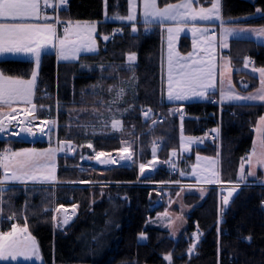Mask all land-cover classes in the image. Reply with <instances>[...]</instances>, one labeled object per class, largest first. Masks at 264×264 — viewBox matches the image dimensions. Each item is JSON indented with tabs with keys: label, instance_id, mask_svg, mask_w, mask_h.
I'll return each instance as SVG.
<instances>
[{
	"label": "trees",
	"instance_id": "trees-1",
	"mask_svg": "<svg viewBox=\"0 0 264 264\" xmlns=\"http://www.w3.org/2000/svg\"><path fill=\"white\" fill-rule=\"evenodd\" d=\"M160 1L163 5L179 0ZM200 4L210 5L205 0ZM257 9L261 10L259 15ZM127 12L128 0H108L109 14L125 16ZM60 19L99 23V52L83 55L75 62H59L55 52L44 54L36 91L37 106L51 109L49 116L44 108L39 117L56 116L58 139L73 142L78 150L72 156L58 157V185L14 186L4 191L0 230L5 223H1V216L14 212L19 224H25L27 217L28 228L38 240L45 260L0 264H167L164 257L168 254L172 264H264V183L259 180L248 177L249 185L241 187L224 210L219 187H208L204 197L187 193L184 202L192 209L178 239L169 230L152 224L165 208H153L159 193L169 190L175 196L179 192L178 170L171 173L165 165L171 153L181 157V137L198 136L220 124V139L206 141L193 152L220 160L223 183L238 182L240 163L253 146L254 127L264 115V103L223 104L221 109L208 101L167 103L163 99L160 26L145 31L137 25L133 32L131 25L104 22V0H69ZM223 19L237 25H264V0H223ZM118 27H123L122 35L103 40L102 36ZM232 48L241 50L235 60L238 65L248 56L264 66V44L238 39ZM133 53L136 60L130 66L127 57ZM0 69L6 75L27 79L34 71V62L2 59ZM235 79L237 83L248 79L252 88L257 86V77L246 71L235 72ZM121 89L124 95L118 97ZM176 105H184L189 117L181 121L172 115L170 108ZM145 109L151 110L150 117L144 115L148 118L141 115ZM161 115L165 121L152 126V121ZM113 119L121 121L122 130H112ZM44 138L47 137L41 139ZM131 141L135 150L131 165L95 168L82 163V155L115 154ZM87 142H92L93 151ZM155 143L161 144L157 156L162 164L153 174L142 176L139 164L153 157ZM47 146L0 140V153L6 147ZM194 155L186 157L193 161ZM81 165L87 168L82 170ZM99 183L106 187L96 185ZM60 205H78L79 210L64 227L56 218L55 209ZM141 234L146 239H141ZM196 234L199 240L190 253Z\"/></svg>",
	"mask_w": 264,
	"mask_h": 264
},
{
	"label": "snow or ice",
	"instance_id": "snow-or-ice-1",
	"mask_svg": "<svg viewBox=\"0 0 264 264\" xmlns=\"http://www.w3.org/2000/svg\"><path fill=\"white\" fill-rule=\"evenodd\" d=\"M60 4H64L66 0H59ZM107 0H105V3ZM210 7H203L200 0H180V3H161L158 0H143V18L146 24H152L158 21L161 25L167 22H172L176 27H166L168 33V55H167V100L169 101H187L193 97L207 98L209 90H215L216 84V65L213 63L214 56H212L211 49L215 43V35L213 34L208 47L202 49L211 56V59L204 58L197 59L196 53H189L188 55H181L173 47V33H180L184 30L182 25L194 23L196 21H220L221 26L225 23L221 15L220 0H205ZM196 5L194 7L193 5ZM130 11L126 16H113L110 19L123 20L132 23V31L137 29L134 22L137 20V0H129ZM50 6L49 0H0V54L5 53H24L34 57L35 67L38 70L41 62V54L48 48L55 49L56 55L62 61H75L79 58L81 52H95L96 41L93 34L96 32L97 25L95 22L85 23L81 25L79 21L73 24L71 21H61L57 16L56 19L49 23L52 18L44 15L43 10ZM257 13L261 10L257 9ZM42 20V23H34L33 21ZM63 24V34L59 35L57 25ZM117 31H120L117 29ZM250 32L254 33L257 39H264V28L258 29H233L223 28V40L221 47H228V37L233 32ZM193 35L197 32L202 37L207 38L209 29L196 28L191 29ZM75 37V39H73ZM108 36H103V40H108ZM129 65L136 60V55L130 54L127 57ZM230 60H225L220 67V95L221 102L228 101H248V102H264V67L252 68L253 72L259 74V88L248 95H239L231 79L224 80V71L228 68ZM245 67H248V60H245ZM37 71L31 73L30 79H23L11 75H6L4 71L0 70V116H6L10 124L15 117L10 113H3L4 108L11 109L15 112L14 105L18 103H25L31 105V108L26 110V116H32L31 120L27 121V126L20 129V132L12 131V135H20L21 132L36 136H48L51 140L52 134L57 127L55 119L48 121H41L46 127H39L33 123L37 117L34 115L36 105L32 103L34 96V89L36 87ZM98 87V86H93ZM246 88L247 85L245 84ZM111 91V89H109ZM124 95V90L121 89L118 97ZM149 111H151L149 109ZM174 111H180L175 109ZM183 117L181 116V119ZM13 128L19 127V122L12 125ZM34 127H39V132L34 131ZM113 129L119 130L121 122L113 119ZM9 131L5 124V120L0 118V133ZM218 131V130H217ZM257 137L253 144L250 153L242 158L239 168L240 179L246 181L248 176H256L255 169L259 167L264 170V116H261L258 121V126L255 129ZM193 142H202L198 139L187 138L186 145ZM92 148V144L87 145ZM72 150L71 142L61 141L58 147H49L43 150L24 149L19 152H14L11 149L0 153V205L3 203V193L6 190L5 186L8 182L28 181L38 183H48L56 180L55 176V160L58 152ZM185 151L188 147L185 146ZM123 152H128V148L122 149ZM156 149L153 148V158H155ZM106 153H96V159L101 164L115 163V160L107 159L101 160L100 157L105 156ZM176 153L173 152V156ZM132 155L122 156L123 161H132ZM201 159L209 160L210 175L205 177V181L209 184H214L219 181L218 172L212 171V167L219 161L212 158H201L197 156V161ZM245 163L249 166V171L245 174ZM146 165L141 163L139 165L140 174L143 175ZM196 166H193V175H196ZM183 175V173H181ZM236 188L228 191V196L223 198L225 205L228 204L229 198L232 196ZM61 207L55 209L56 212L61 210ZM67 211V210H65ZM5 219L14 220L15 216L7 217ZM55 219V217H53ZM25 224L20 227L19 224L13 223L10 225V230H0V261H16L18 258L40 259L39 245L36 238L29 232L26 223L27 217H24ZM68 218L65 217L63 223L66 224ZM141 239L146 237L141 234ZM198 240L199 237L197 236ZM249 241L251 237L247 238ZM196 245L193 244L189 249L191 253ZM169 264H171L172 257L168 254L164 257Z\"/></svg>",
	"mask_w": 264,
	"mask_h": 264
},
{
	"label": "crops",
	"instance_id": "crops-1",
	"mask_svg": "<svg viewBox=\"0 0 264 264\" xmlns=\"http://www.w3.org/2000/svg\"><path fill=\"white\" fill-rule=\"evenodd\" d=\"M158 2L161 3L160 0H158ZM49 3H50V6H49V8H50L55 3V0H49ZM137 3H138V8H137V20L134 22L135 27L137 25H141V26L144 27L145 31H149V30H151L152 26H160L161 27V30H162V48H161V51H162V75H163V79H164V96H163L164 101L167 102V103H172V104L173 103L174 104H185L187 102L205 101V100L208 99L209 96L215 95L220 100V103L221 104H228V103H225V102H221L220 89L218 87L219 84H218V86H217V88L215 90H209V92L207 94V98L193 97L192 99H189L187 101H169V100H167V83H166V77H167V57H166V53H167L168 47H167V49L165 48V46H166L165 43H164L165 45L163 47V41H165V42L168 43V33L165 30L166 27H176V25L174 23H172V22H167L166 24L161 25L158 21H154L152 24H146L144 22V18H143V0H137ZM172 3H174V4L175 3H180V0L179 1H176V2H172ZM220 3H221V15H222V18H223V0H220ZM161 6H163V5H161ZM193 6L196 7L195 4ZM201 6L207 8V7H210L211 5H208V6L201 5ZM129 11H130V5H129V0H128V12H127L126 15H128ZM43 14L44 15H47V16H49V17L52 18L51 20L48 21L49 23L53 22L56 19L55 15L52 14V13H50V12H46V11L43 10ZM113 16H116V15H111V14L108 13V0H107L106 3H105V0H104V22H107V23H117V24H119L121 26H127V25L133 26L132 23H129V22H126V21H123V20L110 19V17H113ZM33 22L34 23H42L43 21L42 20H38V21H33ZM71 22L73 24H75L77 21H71ZM79 22L81 23V25H84L85 23H92V21L91 22L79 21ZM95 23L97 25V29H96V32L93 34V38L96 41V48H97V50L95 52H81L79 54V58L77 60H75V61H78L83 55H91V54H96V53L99 52V42H98V36H99V25L98 24L99 23L98 22H95ZM225 24H226V22L223 24V26H221V22L220 21H211V22L196 21L194 23H188L186 25H182L181 27L184 28L183 31H181L178 34L173 33V40H172L173 46L176 44L174 50L175 51H178L181 55H185V56L188 55L189 53H193V52H195L197 54V49L200 48V43H197V41L200 40L201 41V48H200L199 57L200 58H204L206 60L208 53L202 51V49H205V48L208 47V38L202 37L199 32H197L195 35H193V33L191 32V29L193 27L201 28V29H203V28H207V29L210 28L209 29V33L211 34V36L213 35L211 33L212 31L215 30L216 33H217L215 37L218 39V44L220 46L219 47V60L221 61L222 58H225L226 55H229V56L233 57V64L234 65H238V62L235 61V60H236V58L239 57V55H241V50H239V49H233L232 47H233V42L235 40H238L239 37L231 38V44H230V47L228 49L227 48L226 49L223 48V50H222V47H221V42H222V28L225 26ZM262 26H264V25H258V26H255V27L262 28ZM214 27H217V29H215ZM57 31H58V34L59 35H62L63 34V30L61 29V27L59 25H57ZM102 38H103V36H102ZM73 39H75V37H73ZM242 40H253V39H242ZM106 41H108V40H106ZM261 44H264V43H261ZM50 52H55V49L48 48L44 52H42V54H41V61H42V58H43L44 54L50 53ZM10 58H13V59H27V60H32L34 62V57L33 56L28 55V54H24V53H5V54H0V60H2V59H10ZM57 60L59 62H75V61H62V60H60L58 58V56H57ZM244 62H245V60L243 61V63ZM213 63L216 65V73H217V70L220 72V63H219V65H217L215 62H213ZM242 64H239V65H242ZM40 66H41V62H40ZM35 68L36 67H35V62H34V70H35ZM39 68L41 69V67H39ZM251 75L254 76V74H251ZM15 77H18V76H15ZM20 78H22V77H20ZM30 78H27V79H30ZM39 78H40V74H39ZM23 79H25V78H23ZM38 82L39 81L37 79V81H36V87L34 89V93L35 94L32 97V103L36 105V111H35L34 114H36L37 111H38V106L35 103ZM243 82L246 83L247 81H243ZM250 84L252 85L253 83H250ZM181 106H184V105H181ZM14 107L16 109L15 112H12V110L11 109H8V108H4L2 110L3 113L6 114V113H10L11 112L12 116H14V117L16 116V117H15V120H13L9 124L6 116H0V118H3L5 120V124L9 128V131L0 133V140H6L7 139V134H10V132H12L13 130H18V132H20V129L21 128L27 126V121L32 119V116H26V110L29 109V108H31V105L25 104V103H18L16 105H14ZM175 107L170 108V112L171 113L174 111V108ZM21 112H25V113H23V115L17 116V114H19ZM18 122H19V127L13 128L12 125H14V124H16ZM34 124L35 125H38L39 127H46L44 124L41 123V121L38 122V123H34ZM39 127H35V128H37V130H34V129L33 130L38 133L39 132ZM13 136L14 137H18V138H22V139H25V140L31 141V142L37 141L38 139H41L43 137H48V136H41V135L31 136V135H28V134H25V133H22V132H21L20 135H13ZM189 137L190 138H194V139H198V137H194V136L192 137V136H185L184 135V136L181 137V150L184 152V153H181V158H183L185 156V153H187L184 150V147L185 146L188 147V145H186V139L189 138ZM66 142H69V141H66ZM55 144H57V147H58L59 141L56 142ZM71 145H72V150L66 149V153L67 152H70L69 153L70 155H71V153L73 151V143L72 142H71ZM201 145H202L201 142H193L189 146L190 147H197V146H201ZM50 146L55 148V145L54 144H48L47 147L40 148V149L39 148H34V147H30V148H11V147H6L1 153L5 152L8 149H11L14 152H19V151H22L24 149L43 150V149L49 148ZM128 149H130V148H128ZM129 154L132 155L131 149H130V153L129 152H126L125 153L126 156L129 155ZM70 155H68V156H70ZM59 156H65V154H63L61 152H58L57 155H56V160H55V176H56V180L55 181L48 182V183H38V182H32V181H28L26 183H21V182H18V181H16V182H8L6 184V186H8V187H5V188L14 187V186H45V185L48 186V185H53L55 182H57L58 157ZM171 156L174 158V160L176 162L177 170L179 172L180 181H179V184H177V186L179 188H180V186H182V187L185 186V188H180V190L178 192V194H180V195L182 194V198H184L187 193H192V192L199 193V194H201V196L204 197V195L206 193V189L208 187L217 186L218 184L221 183L219 181L215 185H212V184L207 185L206 188H201V189H205V191L202 192L203 190L199 189L200 187H198V186H200L199 182L198 181L196 182V180L194 178H191L190 175H189V174L192 173V171H193V165L197 161L195 160V162L192 165H190V164H188V162L187 163H184V161H185L184 159H181V158L177 157L176 155L173 156V153H171ZM121 161H123V160L119 159L115 163H111L109 165L119 164ZM218 161L219 162L216 165H217V167L219 169L218 175H219V179H220V160L218 159ZM121 163H124V165H131L133 162L132 161H123ZM146 168H149V166H146L145 169ZM153 173H154V171H148L147 173L144 172V174L142 176H148V175L153 174ZM181 173H183L184 175H181ZM204 173H205V177H207V176L210 175V173H208V172L207 173L204 172ZM184 182H186L187 184H185ZM55 184L57 185V183H55ZM3 195H4V193H3ZM183 205H184V209H183V215L184 216L183 217H184V220L185 221L182 224L183 227L181 228V231L182 230L184 231V229L186 227V215L192 209V207H190L187 204H185V202H184ZM60 206H62L61 207V210L59 212H56L57 221L60 219L59 221L62 223V221L64 220V218L65 217H68L69 214L72 215L73 217H75V216L78 215V212H79L78 205H71V206L60 205ZM60 206H58V207H60ZM1 207H2V205H0V208ZM153 208H158V207H154L153 206ZM69 209H71V210L69 211ZM181 209H182V207H181ZM65 210H67V211H65ZM19 226L20 227H23L24 224H21L20 223ZM29 232L31 233L30 229H29ZM32 236H34V235L32 234ZM36 241H37V243L39 245V242H38L37 239H36ZM39 250H40V259L33 258V259L26 260V259H23V258H18V260H16V261L9 260V261H0V262L42 263V262H44L45 259H44V256H43L42 252H41L40 245H39ZM167 264H169V261L167 262ZM171 264H172V262H171Z\"/></svg>",
	"mask_w": 264,
	"mask_h": 264
},
{
	"label": "rangeland",
	"instance_id": "rangeland-1",
	"mask_svg": "<svg viewBox=\"0 0 264 264\" xmlns=\"http://www.w3.org/2000/svg\"><path fill=\"white\" fill-rule=\"evenodd\" d=\"M260 14V13H259ZM259 14H257V15H259ZM224 27H228V28H233V29H258L259 27H255L254 25H244V24H240V25H237V24H232V23H226L225 24V26ZM223 27V28H224ZM215 29H217V27H214ZM223 28H222V40H223ZM262 28H264V26H262ZM208 29H210V28H208ZM211 34L210 33H208V41H210V39H211ZM234 37H239V39H253V40H255V41H257V42H259V43H264V39H257L256 38V36H255V34L254 33H250V32H239V31H237V32H233V34L232 35H230L229 37H228V40H227V42H228V47H227V49L230 47V44H231V38H234ZM166 44V46H165V48L167 49V47H168V43L167 42H165V41H163V47H164V45ZM197 43H200V48H201V41L200 40H198L197 41ZM176 45V44H175ZM175 45L173 46L174 47V49H175ZM219 44H218V39L216 38L215 39V43H214V45H213V47H212V49H211V53H212V56H214V60H213V62H215L217 65H219V63H220V67H221V65L224 63V61L225 60H230V64L228 65V68H230V71L226 68L225 69V71H224V80H225V83H227V80L229 79V77H230V79H231V82H232V84L234 85V87H235V90H236V92L239 94V95H248V94H250V93H254L258 88H259V86H260V82H259V74L258 73H256V72H253L252 71V68H261V67H264V66H259V65H257L256 63H254V64H251V59L252 58H250V57H247V60H248V67H245V62L242 64V65H234L233 64V57H231V56H229V55H226L225 56V58H222V60L220 61L219 60ZM200 48L199 49H197V54H196V58L197 59H200V57H199V54H200ZM224 49H226V48H224ZM222 50H223V47H222ZM167 55H168V49H167V53H166V57H167ZM212 57L211 56H209V54H207V59L206 60H208V59H211ZM220 61V62H219ZM133 63V62H132ZM41 67V66H40ZM34 71H37V79H38V81H39V74H40V68L37 70L36 68H35V70ZM237 71H246V72H248V73H251V74H254L256 77H257V86L256 87H254V88H251V89H249V90H243V89H241L240 88V86L238 85V83L236 82V79H235V72H237ZM216 84H217V86H218V84H219V89H220V75H219V71L217 70V73H216ZM225 103H228V104H233V103H235V104H255V103H253V102H248V101H232V102H228V101H224ZM256 103H264V102H256ZM47 109L48 110V112H49V114L47 115V116H49L50 114H51V109H50V107H48V106H46V107H38V111H37V113L36 114H34L36 117H37V119L36 120H34L33 121V123H38V122H40V121H44V120H48V121H51V120H53V119H55L56 121H57V127H56V130H55V132L52 134V137H51V140H49V137H47V138H44V139H40V140H37V141H34V142H31V141H27V140H25V139H22V138H18V137H14L13 135H11V134H7V139L6 140H22V141H27V142H31V143H36V142H40V143H47V144H54L55 145V147H57V144H55L56 142H60V141H65V140H59L58 139V128H59V124H58V118H56V116H55V118L53 117V118H50V117H43V118H40L39 117V112H41L43 109ZM57 109H58V106H57V104H56V112H55V115L57 114ZM175 109H180V111H173L172 112V115H174L175 116V114H179V113H181L182 112V109L179 107V106H177L176 105V107L174 108V110ZM22 113V114H21ZM21 113H19V114H17V116H20V115H23V113H25V112H21ZM171 113V112H170ZM176 116H178V115H176ZM264 116V115H263ZM16 117V116H15ZM148 117H150V116H148ZM147 116H144V118H148ZM182 120V119H181ZM120 121V120H119ZM258 121H259V119H258ZM258 121H257V123L255 124V127H254V139H253V144L256 142V137H257V134H256V131H255V129H256V127L258 126ZM121 122V121H120ZM153 122L154 121H152V124H153ZM110 127L112 128V130H117V129H113V127H112V123L110 124ZM216 128H218V130L220 129L218 126L216 127ZM34 130H37V128H35L34 127ZM119 130H122V123H121V127H120V129ZM118 130V131H119ZM184 136V135H183ZM70 142V141H69ZM134 142V141H133ZM132 141L131 142H125L126 143V145H125V147H128V148H130L131 149V153H132V162H134V159H135V150H134V143H133ZM73 143V142H72ZM89 143H91L92 144V142H87V143H85L86 145H88ZM92 146H93V144H92ZM124 147V148H125ZM153 148H155L156 149V154H155V158H151L150 160H148L146 163H144L146 166H149V168H146L145 170L146 171H144L145 173H147L148 171H156L158 168H159V166L162 164L161 163V161H160V159L158 158V151H159V149L161 148V147H159V146H157V143H155L153 146H152V149H151V152H152V156H153ZM185 148V147H184ZM193 148H195V147H190L189 145H188V151H186L187 153H185V156L183 157V158H181V159H184V160H186L187 162H188V164H190V165H192L194 162H195V160L197 161V156H199V157H201V158H212V159H218V158H213V157H211V156H206V155H202V154H200V153H194L193 152ZM130 149H128V152L130 153ZM77 148L75 149V147H74V144H73V151H72V153H71V155L69 154L70 152H67L66 153V150L65 151H62L61 153H63V154H65V156H68V155H70V156H72V155H74L75 154V152H77ZM91 151H93V147L91 148V150H90V152ZM181 153H184L182 150L180 151ZM96 153H98V152H95V154L92 156V157H90L89 155H87V154H85V155H82V163L83 164H90L92 167H110V166H115L114 164H112V165H102V164H99L98 162H97V159H96ZM105 153V152H104ZM121 153H123V151H122V149L118 152V153H115V155H118V154H121ZM126 153V152H125ZM191 154H195L194 155V159H193V161H189V159L186 157V156H188V155H191ZM112 155H114V154H108V153H106V155L105 156H107V157H110V156H112ZM121 162H123V161H121ZM120 162V163H121ZM142 163V162H141ZM140 163V164H141ZM139 164V165H140ZM119 165H121V164H119ZM193 166H196V168H195V171H196V175H193L192 173L191 174H189L190 175V177L191 178H194L195 180H196V182L198 181L199 182V184H200V186H198V187H200L199 189H201V188H206V186L207 185H210L209 183H207L206 181H205V173L204 172H208V173H210L209 171H208V169H209V167H210V165H209V160H207V159H201L200 161H197ZM81 168H82V170H84V169H86L87 167L86 166H84V165H81L80 166ZM212 171H216V172H219V169H218V167H217V165H215V166H213L212 167ZM248 171H249V166H248V164L247 163H245V174H247L248 173ZM255 171H256V176H248L250 179H256V180H259L260 182H262V184L264 183V170H261L259 167H257L256 169H255ZM193 172V171H192ZM184 175V174H183ZM248 177H247V180L246 181H242L241 179H240V177H239V181L238 182H235V183H223V181H221V177H220V179H219V181L223 184V185H225V186H223V187H221V190H222V192H224L227 196H228V191H230V190H232L233 188H236V191L235 192H233V194H232V196L229 198V202H228V204L227 205H223V210L224 209H226L227 208V206L230 204V202H231V200H232V197L234 196V195H236V193L239 191V189L241 188V187H243V186H245V185H249V179H248ZM204 179V180H203ZM218 181V182H219ZM217 182V183H218ZM55 183H57V185L59 184L58 183V181L57 182H55ZM53 184L54 186L56 185V184ZM185 183V182H184ZM179 184V183H178ZM185 184H187V183H185ZM216 183H214V184H212V185H215ZM96 185H100V186H103V187H106V184L105 183H99V184H96ZM264 185V184H263ZM46 186V185H45ZM49 186V185H48ZM5 187H8V186H5ZM180 188H185V186H180ZM7 189V188H6ZM180 190V189H179ZM188 190V189H187ZM201 190H203L202 192H204L205 191V189H201ZM161 195V196H160ZM159 198L157 199V201H156V203L154 204V207H160V206H165V208H164V210L163 211H160L159 213H157V215L155 216V218L152 220V224L153 225H155V226H158V227H161V228H163V229H167V230H169L170 231V233H171V235H172V237L174 238V239H178L180 236H181V234H182V231H181V228L183 227L182 226V224H183V222L185 221L184 220V215H183V209H184V198H182V194L180 195V194H176L175 196L174 195H172V193L169 191V190H163L162 192H160L159 193ZM224 203V202H223ZM181 207H182V209H181ZM222 211V210H221ZM13 214V216H15V218H17V216H16V214H14V212L12 213ZM223 215V214H222ZM68 222L66 223V225H68V224H70L75 218H76V216L75 217H73L72 215H68ZM59 219V218H58ZM60 220V219H59ZM57 221V223H58V225L59 226H61V225H63L64 223H63V221H62V223L60 222V221ZM65 225V226H66ZM109 226H112V222L110 223V225L108 224V227ZM199 237V235L198 234H196L195 235V242H194V244L196 245L197 244V242H198V240L196 239V237ZM168 262V261H167Z\"/></svg>",
	"mask_w": 264,
	"mask_h": 264
},
{
	"label": "built area",
	"instance_id": "built-area-1",
	"mask_svg": "<svg viewBox=\"0 0 264 264\" xmlns=\"http://www.w3.org/2000/svg\"><path fill=\"white\" fill-rule=\"evenodd\" d=\"M59 8H60L59 6H56V11H58ZM117 33H119V31L114 32V33L111 35L110 38L113 39ZM211 99H212V102H213V103H216V99H215V98H211ZM146 112H148V111H146ZM164 120H165V117H163V116H162V117H159V118H157L156 123H162V122H164ZM203 138L214 139V138H215V135H214L212 132H208L207 134H205V135L203 136ZM249 153H250V150H247L245 156H247ZM172 164H173V162H170V163L168 164L167 168H168L169 170H171V168H172ZM224 197H225V196L223 195L222 198H224ZM9 217H11V216H9ZM222 221H223V220H222Z\"/></svg>",
	"mask_w": 264,
	"mask_h": 264
},
{
	"label": "bare ground",
	"instance_id": "bare-ground-1",
	"mask_svg": "<svg viewBox=\"0 0 264 264\" xmlns=\"http://www.w3.org/2000/svg\"><path fill=\"white\" fill-rule=\"evenodd\" d=\"M15 132H18V130H13ZM122 156H126L125 155V152L121 153V154H118V155H113L111 157H107V156H102L100 157L101 160H107V159H112V160H115V161H118L119 159H121ZM97 162L99 163V161L97 160ZM101 164V163H99ZM102 165H109V164H102ZM71 209H69L70 211Z\"/></svg>",
	"mask_w": 264,
	"mask_h": 264
},
{
	"label": "water",
	"instance_id": "water-1",
	"mask_svg": "<svg viewBox=\"0 0 264 264\" xmlns=\"http://www.w3.org/2000/svg\"><path fill=\"white\" fill-rule=\"evenodd\" d=\"M245 84H242L241 87L245 90H249L250 89V84L249 83H246L247 87L245 88L244 87Z\"/></svg>",
	"mask_w": 264,
	"mask_h": 264
}]
</instances>
